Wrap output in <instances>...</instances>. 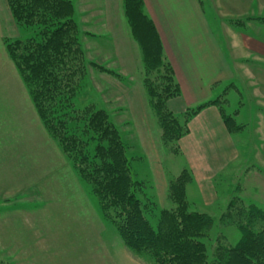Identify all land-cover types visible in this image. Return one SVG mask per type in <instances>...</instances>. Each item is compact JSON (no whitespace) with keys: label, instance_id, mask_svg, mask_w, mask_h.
I'll return each mask as SVG.
<instances>
[{"label":"rangeland","instance_id":"1","mask_svg":"<svg viewBox=\"0 0 264 264\" xmlns=\"http://www.w3.org/2000/svg\"><path fill=\"white\" fill-rule=\"evenodd\" d=\"M71 1L72 18L78 27L79 43L87 64L74 106L80 110L93 103L107 111L127 147L134 178L145 185L143 196L156 202L158 214L162 209H171L175 203L169 198L168 183L187 168L179 145L182 138L178 143L163 141L158 116L149 103L144 83L147 74L141 49L131 34L123 1L117 14L124 25L116 34L105 30L97 35L84 32L85 26L81 25L78 14L79 2ZM98 4L104 5L99 0H86L82 5L91 12ZM204 4L207 12L212 13L213 4ZM84 17L91 22L96 15L85 12ZM86 27L89 31L95 30ZM38 28L27 27L30 33L24 39L36 35ZM251 30L264 38V33ZM5 53L16 70L10 62L5 67L7 72L0 70V121L3 123L0 133L12 138V146L6 153H24L19 161L28 167L23 168L19 163L15 172L12 167L6 171L7 163L0 164V264H74V259L69 258L74 250L93 253L97 264H154L147 254L131 251L114 225L102 215L90 186L79 177L45 128L30 90L7 48ZM97 66L114 73L102 71ZM157 72L149 77L159 78ZM234 84L238 88L227 87L214 99H218L226 115L235 118L238 126L232 132L240 157L216 181L219 190L216 203L205 206L197 194L187 195L189 209L214 218L210 231L201 238L207 244L210 259L219 241L235 245L241 237L235 223L225 225L222 220L232 199L240 198L246 205L264 208V124L259 122L264 118V102L241 79L237 78ZM175 98L177 96L168 101L172 110L171 101ZM184 111L174 110V113L183 120ZM149 140L158 148L154 166L160 165L165 177L158 187L160 197L155 195L156 190L151 185L153 164L144 150ZM90 146L93 148L95 142ZM40 160L45 161L44 165L35 164ZM47 212L54 215L48 217ZM58 214L63 221L58 219ZM151 219L156 225L157 217Z\"/></svg>","mask_w":264,"mask_h":264},{"label":"trees","instance_id":"2","mask_svg":"<svg viewBox=\"0 0 264 264\" xmlns=\"http://www.w3.org/2000/svg\"><path fill=\"white\" fill-rule=\"evenodd\" d=\"M122 1L131 34L141 49L147 74L144 83L163 141L178 143L189 132V120L210 105L218 106L228 129L234 130L238 126L235 118L224 113L218 99L188 107L182 113L183 120L168 107V101L181 94V87L172 64L165 58L155 23L146 13L144 0ZM7 3L19 26H39L38 33L26 39H6L9 56L28 86L49 135L90 186L102 215L114 225L125 245L136 254H147L154 264H264L263 207L232 199L222 220L225 225L235 223L241 237L235 245L219 241L210 259L201 238L210 231L214 218L189 209L187 185L193 178L191 171L185 168L169 181L168 194L175 206L158 214L156 202L143 196L144 183L132 174L127 147L107 111L93 103L80 110L75 108L74 99L87 64L72 18V1ZM249 19L264 24V17ZM232 22L246 24L242 19ZM99 69L114 73L102 66ZM154 71L159 72V78L149 77ZM153 217H157L156 225Z\"/></svg>","mask_w":264,"mask_h":264},{"label":"crops","instance_id":"3","mask_svg":"<svg viewBox=\"0 0 264 264\" xmlns=\"http://www.w3.org/2000/svg\"><path fill=\"white\" fill-rule=\"evenodd\" d=\"M85 1L78 0V14L81 25L85 26L84 32H89L87 35L101 34L105 30L116 34L124 25L123 20L122 23L119 22L121 20L117 14L121 10V0H99V3L104 5L92 7L91 12L83 8ZM144 2L146 13L154 21L161 37L165 58L172 64L176 80L181 87V94L171 101L173 111H183L212 100L219 91L231 84L238 88L234 84L237 78L249 84L255 91L253 94L264 102V38L251 33V28L264 33V24L249 19L264 17V0ZM205 2L213 4L212 13L207 12ZM85 12L96 17L88 22L84 17ZM236 19L245 20L246 24L236 25L232 22ZM86 26L95 30L89 31ZM29 33L27 27L19 26L15 22L7 0H0V70L7 72L5 67L9 66V62L12 63L5 53L6 39H24ZM12 65L15 69L13 63ZM1 75L0 72V77ZM259 122L264 124V118ZM188 127V134L179 142L181 155L193 176L187 185V195L197 194L200 202L210 206L216 203L219 194L216 181L227 169L234 166L240 157L237 144L217 105L201 109L189 120ZM2 129L3 123L0 121V132ZM150 141L145 142L144 150L153 164L151 185L156 190L155 195L160 197L158 187L162 186L161 182L165 177L160 170L161 166H154L153 159L158 148ZM11 142L12 138L0 133V164L7 163L6 171L12 167L16 172L18 169H15V166L20 167L19 163L23 168H27L24 162L19 161L24 153H6V149L12 146ZM44 163V160L35 162L36 165ZM46 214L54 215L48 212ZM57 216L63 221L61 214ZM88 252L74 250L70 252L73 255L69 254V258L74 259V264H97L96 257Z\"/></svg>","mask_w":264,"mask_h":264}]
</instances>
